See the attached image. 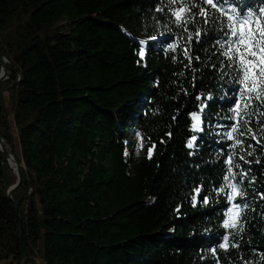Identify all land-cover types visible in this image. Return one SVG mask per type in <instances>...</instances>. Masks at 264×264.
<instances>
[{"label":"trees","instance_id":"obj_1","mask_svg":"<svg viewBox=\"0 0 264 264\" xmlns=\"http://www.w3.org/2000/svg\"><path fill=\"white\" fill-rule=\"evenodd\" d=\"M167 4L0 0V53L9 69L0 83V136L23 175L9 198L18 174L0 148V264L21 253L19 216L37 264H264V198L257 195L264 192V135L254 117L261 143L244 136L242 145L228 147L222 126L232 122L223 100L230 69L220 79L226 58L208 37L187 44L196 72L183 56L189 32L215 26L197 15L186 32ZM139 40L150 46L137 63ZM200 93L214 99L201 113L208 126L193 133L188 113L197 110ZM192 134L197 139L188 148ZM233 153L237 173L250 170L243 181L248 208L241 203L238 247L230 236L223 250L226 201L215 186L221 161Z\"/></svg>","mask_w":264,"mask_h":264},{"label":"snow or ice","instance_id":"obj_2","mask_svg":"<svg viewBox=\"0 0 264 264\" xmlns=\"http://www.w3.org/2000/svg\"><path fill=\"white\" fill-rule=\"evenodd\" d=\"M166 7L173 23L186 32L189 24L194 25L196 23L197 15L202 18L203 24L215 26L207 32L196 29L189 32L186 46L183 49V56L188 60L185 67L196 72L197 69L192 66L193 56L190 54L187 44H191L194 37L198 44L201 42L202 37H208V42L213 43L215 48L220 49L221 55L226 58V62L221 61L224 68L221 71L220 79H223L224 71L230 69L229 75L232 77L228 82L230 95L223 97V100L229 106L230 115L228 118L232 122L222 126L225 128L224 133H222L223 137L232 141L228 147L234 148L236 145H242L244 136H250L257 143H261L257 131H254L251 126V122L254 117L257 118L259 134L264 135V123L259 122V117L264 116V6L255 9L251 5L242 7L237 0H215V2L214 0H168ZM157 10L162 12L165 9L161 7ZM217 12L219 16L215 15ZM149 39L154 41L157 38L150 37ZM173 40H176V37H173ZM146 45H149V40H139L137 55L140 60L137 63H140L145 57ZM167 48L176 51L172 43H168ZM172 59L175 61L177 57L173 56ZM195 59L200 61L201 57L196 55ZM208 67L215 69L217 66L209 65ZM192 79L195 81V75ZM213 99L211 93L196 95V100L199 101L197 110L188 113L191 117L190 131L193 133L203 132L205 127L208 126L204 124L201 113L207 107V101ZM241 123L243 126L242 131L239 130ZM234 133L235 135H233ZM137 135L139 136L140 133H137ZM196 139L197 135L192 134L187 140L186 146L193 148ZM154 146L152 145L148 149L149 158H151ZM249 147H252V145H249ZM125 155H127V152H125ZM247 155L251 156L252 153L249 151ZM234 156L235 153L226 155L221 161L226 171L221 169L220 179L215 186V191L221 193L226 201L220 217L225 231L219 234L218 240V247L223 250H227L230 236L233 237L231 246L238 247V243L234 238L239 232L243 231V223L238 215L241 203L243 208H248V203L243 200L247 195L243 189V181L247 178L250 170L245 171L240 168L239 173H237L236 169L239 168V164L233 163ZM239 160L244 161L245 157L241 155ZM256 162L259 163V160ZM238 175L239 179H237ZM255 180L256 177L252 176L249 183ZM194 192L195 194L191 197L193 204L197 203L201 188L196 187ZM257 195L264 198V192ZM237 197H240V200H237ZM208 199V195H203V203L207 204ZM211 251L215 253L216 248H211Z\"/></svg>","mask_w":264,"mask_h":264},{"label":"water","instance_id":"obj_3","mask_svg":"<svg viewBox=\"0 0 264 264\" xmlns=\"http://www.w3.org/2000/svg\"><path fill=\"white\" fill-rule=\"evenodd\" d=\"M7 61H8L7 58L0 53V63L2 65L1 72H0V83L9 78V69L7 66ZM0 148L4 152V154L6 155L8 162L11 165V167L14 170H16L17 174H18V182L14 186H12L8 192L9 198L12 199L13 192L23 182V175H22V171H21V168H20V165L18 163L17 158L15 157L13 151H8V149H7L3 139L1 138V136H0ZM13 164H15V166ZM15 208H16V212L19 216V207L17 204H16ZM19 221H20V229H21V253L19 255V258L16 260L15 264H28V262H30L31 264H37L36 260L31 258L29 253H28L27 245H26V239H25V231H24V227H23L20 216H19Z\"/></svg>","mask_w":264,"mask_h":264},{"label":"rangeland","instance_id":"obj_4","mask_svg":"<svg viewBox=\"0 0 264 264\" xmlns=\"http://www.w3.org/2000/svg\"><path fill=\"white\" fill-rule=\"evenodd\" d=\"M137 142L140 144V145H143V141L141 138H137ZM239 214V213H238ZM5 261H8V260H5ZM1 264H8V262H3ZM28 264H31L30 262H28Z\"/></svg>","mask_w":264,"mask_h":264},{"label":"flooded vegetation","instance_id":"obj_5","mask_svg":"<svg viewBox=\"0 0 264 264\" xmlns=\"http://www.w3.org/2000/svg\"><path fill=\"white\" fill-rule=\"evenodd\" d=\"M15 262H16V261H14V262L10 261V262H8V264H15Z\"/></svg>","mask_w":264,"mask_h":264},{"label":"bare ground","instance_id":"obj_6","mask_svg":"<svg viewBox=\"0 0 264 264\" xmlns=\"http://www.w3.org/2000/svg\"><path fill=\"white\" fill-rule=\"evenodd\" d=\"M15 166V164H13Z\"/></svg>","mask_w":264,"mask_h":264}]
</instances>
